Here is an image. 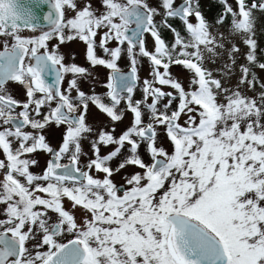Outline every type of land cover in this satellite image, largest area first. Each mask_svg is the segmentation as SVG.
I'll use <instances>...</instances> for the list:
<instances>
[{"label":"snow or ice","instance_id":"6c2138e0","mask_svg":"<svg viewBox=\"0 0 264 264\" xmlns=\"http://www.w3.org/2000/svg\"><path fill=\"white\" fill-rule=\"evenodd\" d=\"M220 2L216 23L230 16L231 32L248 47L235 89L205 67L204 53L223 48V36L212 34L193 0H159V7L99 0V8L93 0H0V264H264V91L255 98L239 88L256 87L250 66L264 70L255 39L264 0H235V8ZM171 18L182 21L184 34ZM161 27L173 33L171 44ZM73 40L86 45L92 66L110 70L104 96L82 91L77 79L87 69L64 63L60 46ZM240 51L232 45L233 65ZM125 52L127 74L118 66ZM138 56L152 65L142 100L133 99ZM173 65L191 74L187 88L173 77ZM9 82L23 86L25 100L8 92ZM90 104L114 123L130 112L132 122L118 136L115 128L96 132L92 157L82 165L81 141L94 132ZM53 124L65 128L58 147L44 135ZM161 126L171 151L157 144ZM101 146L114 147L102 155ZM38 151L50 157L41 174L30 170ZM129 167L139 170L118 186L113 176ZM77 208L84 212L79 221Z\"/></svg>","mask_w":264,"mask_h":264},{"label":"rangeland","instance_id":"374dc122","mask_svg":"<svg viewBox=\"0 0 264 264\" xmlns=\"http://www.w3.org/2000/svg\"><path fill=\"white\" fill-rule=\"evenodd\" d=\"M178 0H175V2ZM148 3L153 6V7H159V1L158 0H148ZM194 5L198 4L199 10L202 12L204 15L205 19L209 22L212 34L217 37L219 40L221 35L223 36L222 43L224 44L223 48H218L216 49L215 54H211L208 52L204 53V64L205 67L210 69L213 72V75L219 79H221L222 83L230 88H236L238 83H239V78L241 75V70L240 66L241 65H247L248 62L245 59V55L248 52V47L243 44L242 38L238 35H235L231 32V26H230V21L231 17L229 16L223 24H217L216 23V15L214 14V6L210 2V0H193ZM229 3L235 8L236 3L235 0H229ZM93 6L99 8V0H93ZM162 11V9H161ZM256 25H255V39L257 41V49H256V56H257V61L258 62H264V14L260 12H256ZM155 20L158 24L161 23L162 17L161 16H156ZM191 21L195 23V18H191ZM172 26L176 27L179 29L180 26H182V23L174 20V19H169L168 21ZM164 28V27H163ZM161 27V35L162 37L166 35H169L170 43L173 41V33L165 28L163 29ZM168 33V34H167ZM99 36V35H98ZM97 36V38H98ZM145 42L147 48L151 51L154 50V41L151 35L145 34ZM233 44H236L240 47V53L236 54V62L235 65L231 63V58H230V49ZM116 43L113 41L111 44H109V47H115ZM98 49V50H97ZM96 49V53L98 56L99 53L101 52L102 54L103 51L102 49L99 48V46ZM64 53V58H65V63L66 64H76V65H81L85 66L87 68V74L84 76H81L77 79L78 86L81 87H90L93 92H96L97 95H101L104 91V84H103V77L105 76L106 70L104 72V67L102 66H92L89 61L86 58V45L79 40H73L70 42H66V46L62 50ZM100 51V52H99ZM138 64H137V69H138V84L135 89L134 93V100H142L143 99V81L144 80H151L152 75V65L148 58L146 57H141L138 56ZM88 63L90 64L91 67L88 68ZM118 66L120 67L121 70H125L130 67V62H129V57L127 53H122L120 60L118 61ZM225 66L231 69L230 72L226 71ZM252 73L255 74L257 77V84L255 88L249 87L247 84L239 85V88L241 92L244 95H247L249 97H255L259 98L260 92L264 91V89L260 88V84L264 83V70L260 69L257 66H250ZM173 77L178 78L184 86L187 88L189 86V80L191 77V74L184 69L182 66H177L173 65L170 69ZM71 79L73 76H70ZM89 85V86H88ZM158 87H161L163 91L169 92V91H174L173 89L167 87V86H160L157 85ZM149 102L151 100L149 99ZM166 102V98L162 99L160 107L163 106V103ZM105 103H108V100H105ZM173 107H175V104H173ZM121 108H123V104L121 105ZM183 119H181V123L183 122ZM148 120V115H147V110L145 109V121L147 122ZM87 122L88 124L94 129V132L92 134L86 135V137L81 141V147L83 153H87L89 156H92V149H91V143L90 141L95 139V134L96 132H99L102 129H111L115 128V135H120L124 130L127 129L131 125L132 122V113L130 112H125L124 114V119L120 122H112L110 119L100 112L94 105H89V110H88V115H87ZM52 136L56 135L55 128L50 127L49 128ZM31 131V129L29 130ZM157 144L159 146L164 147L166 150L171 151V145L170 142L167 140L166 137V131L165 129L161 126L157 128ZM84 147H88V150L83 149ZM112 147L114 146H101V154L106 155L109 151L112 150ZM140 155L145 159L146 162H149L150 158L147 154L146 151V145L141 144L140 147ZM118 160H114L112 162V166L115 167L118 164ZM34 167L33 169L36 170L37 173L40 172V166H32ZM139 169H133L129 167L125 171H121L120 173H116L113 176V181L116 184H124L125 181L123 179L124 176H126L129 172L132 171H138ZM94 175H98L102 178L103 174L102 173H95ZM67 203H69L67 201ZM50 216H52L53 220L55 219V215L53 213H49ZM31 246V244L29 245Z\"/></svg>","mask_w":264,"mask_h":264},{"label":"flooded vegetation","instance_id":"af4514ba","mask_svg":"<svg viewBox=\"0 0 264 264\" xmlns=\"http://www.w3.org/2000/svg\"><path fill=\"white\" fill-rule=\"evenodd\" d=\"M159 1V0H158ZM210 2L212 3V5L214 6V14L216 15V21H217V18L219 17V15L223 12V10H224V5L220 2V0H210ZM250 2H251V0H250ZM181 3H183V0H178V1H176V4L177 5H179V4H181ZM45 11H46V8L44 9ZM171 19H174V20H177V21H179V22H181L182 23V21L179 19V18H171ZM183 24V23H182ZM26 35H28L29 33H25ZM99 39H100V37L98 36V38H97V47H98V45H99ZM55 43H57V41H52L51 42V44H55ZM66 46V43H64V44H62L61 46H60V53L64 56V53H62L63 51V49H64V47ZM97 49V48H96ZM101 49V48H100ZM98 50V49H97ZM100 52V51H99ZM99 55H101L102 57L104 56V54H102L101 52L99 53ZM105 58H107V57H105ZM64 63H65V58H64ZM90 63V62H89ZM88 63V68L89 67H91L90 66V64ZM66 64V63H65ZM78 66H81V65H78ZM81 67H84V68H86L85 66H81ZM97 67H99V66H97ZM103 67V66H102ZM130 68V67H129ZM87 69V68H86ZM128 69V68H127ZM127 69H125V70H127ZM105 70H106V73H105V76L102 78L103 79V84H104V88H105V91L101 94V96H104L105 94H106V92L108 91V89L105 87V85H106V83H107V78H108V75H109V73H110V70L109 69H107V68H105L104 67V72H105ZM125 70H121V71H125ZM72 74H68V75H66L65 76V80H64V87L66 88L67 87V85H68V81L69 80H71V76ZM50 79V81H51V79L52 78H49ZM137 84H138V82H137ZM89 86V85H88ZM82 91H84L86 94H89V95H91V94H93V93H95L96 94V92H93L92 90H91V88L90 87H81V86H78ZM7 90H8V92L12 95V96H14L16 99H18V100H21V101H23V100H25L26 99V96H25V90H24V88H23V86H21V85H19V84H17V83H14V82H9L8 83V85H7ZM72 95H73V97H75L76 96V92H75V90H73V93H72ZM105 100H107V99H105ZM50 127H53V128H55V131H56V135H54V136H52V134H51V132H50V130H49V128ZM30 129H26V131H29ZM64 131H65V128H64V126H60V127H57L56 125H49L48 127H46L45 129H44V135L46 136V138H47V140H48V142L53 146V147H58L61 143H62V137H63V133H64ZM83 149H85V150H88L89 148L88 147H84ZM92 156H89L87 153H83V155L81 156V164L82 165H84L88 160H89V158H91ZM3 158V156H2V154H0V159H2ZM29 158H31V159H35V160H37L38 161V163L36 164V166H40V172L39 173H37L36 172V170L35 169H33L34 167H31V171L33 172V173H35V174H41L42 173V171L44 170V168L46 167V163H47V161H48V159L50 158L49 157V154H47L46 152H43V151H38V152H36V153H33V154H31V156L29 157ZM66 162V161H65ZM35 166V165H34ZM93 174H95V172L93 173ZM0 175H2V174H0ZM118 186L119 185H122V184H117ZM65 205H66V207H68V208H70L71 207V205H70V203H67V201H65ZM76 216H77V219H78V221L83 217V215H84V212H83V210H81V209H79V208H77V209H75V213H74ZM69 238H71L70 236H68V237H65V240L66 239H69Z\"/></svg>","mask_w":264,"mask_h":264},{"label":"trees","instance_id":"16d2710c","mask_svg":"<svg viewBox=\"0 0 264 264\" xmlns=\"http://www.w3.org/2000/svg\"><path fill=\"white\" fill-rule=\"evenodd\" d=\"M174 27V26H173ZM163 28V27H162ZM176 28V27H175ZM163 29H165V28H163ZM177 29V28H176ZM177 30H179V31H181V33L182 34H184V26H183V24H182V26H180L179 27V29H177ZM168 34V33H167ZM164 39H165V41L167 42V43H169V44H171L170 43V39H169V35H166L165 34V36L163 37ZM262 63H264V62H262Z\"/></svg>","mask_w":264,"mask_h":264},{"label":"water","instance_id":"95a60500","mask_svg":"<svg viewBox=\"0 0 264 264\" xmlns=\"http://www.w3.org/2000/svg\"><path fill=\"white\" fill-rule=\"evenodd\" d=\"M123 73H125V74H127V73H129L130 72V68H128L127 70H125V71H122Z\"/></svg>","mask_w":264,"mask_h":264}]
</instances>
